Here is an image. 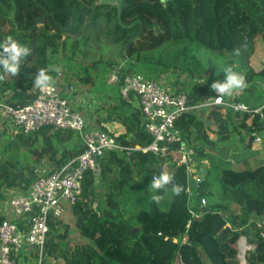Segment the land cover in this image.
<instances>
[{"label": "trees", "instance_id": "trees-1", "mask_svg": "<svg viewBox=\"0 0 264 264\" xmlns=\"http://www.w3.org/2000/svg\"><path fill=\"white\" fill-rule=\"evenodd\" d=\"M38 18L41 26H33ZM7 37L30 49L16 75L0 68V98L13 107L34 101L37 70L57 75L58 60L67 63L63 74L71 72L79 87L91 86L95 97L102 94L98 76L123 61L129 63V72L146 79L183 75L185 83L170 86L186 92L191 103L215 97L218 93L209 85L221 80L224 68L231 66L246 77L247 87L232 99L230 94L221 95L258 111L226 109L223 115L212 111L216 140H237L245 151L249 141L260 138L264 153V63L259 69L249 65L256 37L262 42L264 60V0H121L119 8L116 0H0V42ZM96 50L99 56L114 51L115 58L96 59ZM111 86H116V94L104 93L110 100L104 111H96L95 122L91 114L86 118L98 128L114 126L111 133L123 145H148L151 137L140 128L139 111L120 99L119 86ZM202 115V111L188 113L176 121L203 168L198 194L207 204L198 218L188 211L185 171L169 157L136 151L127 158L108 152L100 160L97 179L85 173L80 196L65 214L85 241L71 242L69 225L62 217L50 218L45 258L59 264H175L177 257L187 264H239L236 242L244 237L247 245H254L244 255L245 264H264V243L256 226L264 218V162L251 167L243 158L240 167H233L223 155L213 156L214 141L204 136ZM5 129L0 122V138L4 137L0 202L4 189L19 193L28 189L39 176L42 154L51 168H58L84 150L78 134L71 131L47 127L6 137ZM57 143L68 145L57 150ZM161 172L172 173V183L181 187L174 195L171 185L164 186L170 189L164 210L152 199L155 190L148 188L152 174ZM130 181L140 190L130 191L125 184ZM228 204L234 205V213H224ZM3 220L0 215V223Z\"/></svg>", "mask_w": 264, "mask_h": 264}, {"label": "built area", "instance_id": "built-area-1", "mask_svg": "<svg viewBox=\"0 0 264 264\" xmlns=\"http://www.w3.org/2000/svg\"><path fill=\"white\" fill-rule=\"evenodd\" d=\"M128 69L129 63L123 61L108 70L105 75L106 84L119 86L117 92L120 99L139 111L140 128L151 137V142L146 146L123 145L112 135L110 126L102 125L98 128L91 123L86 114H91L93 119L98 109V102L92 98L93 95L85 98L89 101L85 105L82 92L76 99L68 100L61 96L52 83L50 89L37 87L34 101L22 107H13L0 98V122L10 132L32 134L47 127L57 131H71L78 134L84 149L64 165L39 175L25 192L19 193L12 189L4 191V198L0 202V215L4 216L0 223V264H28L31 255L37 257L36 264L42 263L46 255L48 220L61 218L67 213V209L80 196L85 173L98 176L100 160L108 152L124 154L127 158L136 151L169 157L176 167H182L185 171L189 213L193 218L200 216L199 210L207 204L206 198L198 194L202 172L194 159L195 150L176 126L177 119L182 115L193 112L198 114L201 111L212 119V111L223 115L226 109L240 113L257 112L258 109L251 111L244 104L233 103L221 94L191 103L186 92L170 90L158 80L146 79ZM71 77L74 79L67 78L65 88L68 93H75L73 86L76 80ZM93 104L94 113L90 109ZM120 134L118 131L117 135ZM255 140L258 138H254ZM154 176L157 174H152L151 177ZM256 226L264 243V218L258 219ZM239 243L244 246L241 252L238 250ZM236 247L237 261L243 264L244 254L252 251L254 245H247L245 238L239 237ZM175 264L187 263L177 257Z\"/></svg>", "mask_w": 264, "mask_h": 264}, {"label": "rangeland", "instance_id": "rangeland-1", "mask_svg": "<svg viewBox=\"0 0 264 264\" xmlns=\"http://www.w3.org/2000/svg\"><path fill=\"white\" fill-rule=\"evenodd\" d=\"M41 25H37L36 27H40ZM100 55V52L96 50L95 52V58L99 59L101 58L102 60H106V59H112L114 60L115 58V52L114 51H105L104 55ZM56 57V56H55ZM59 58V57H58ZM88 60L90 61H96L94 58L89 57ZM58 66L55 67V71L56 73H58L57 75H61L64 78L58 77L60 79V82H62V84H66L67 83V78H72L71 75L72 73L70 72L67 75H64L62 70H64L67 65V63H62V60H58ZM264 60H263V45L262 42L260 40L259 37H256L254 39V52L250 58V67H252L253 69H259L261 68V66L263 65ZM122 64V63H120ZM119 64V65H120ZM75 72V71H74ZM106 71L102 74H100V76H98L97 81L101 83L100 85H98V88L101 90V93L103 95H105L104 93H107L108 95L111 94H116V86H111V85H107L106 84ZM53 76V75H52ZM68 76V77H67ZM168 79L166 80V78L161 77L158 81L164 85L166 88L168 89H173L171 88V82H174V87H176L177 85L181 84V83H185L186 79L184 78L183 75H181L180 77H175L173 78V75H168ZM56 77H54L53 79H55ZM74 79V78H72ZM104 83V84H102ZM177 84V85H176ZM55 86L57 87V90L60 91L61 89V85L55 84ZM63 87V86H62ZM89 87V88H87ZM92 87L91 86H82L79 87L75 84V86H73V92L68 93L66 88L63 87V95L62 97L67 98L68 100H74L77 98V95L80 94V92H82V96L83 99L85 101V105L89 103V101L87 99H85V97H88L89 95H93L92 98L96 101H98V110L100 108L99 111H101L103 109H105V105H107L108 103H110V100H103L104 103L102 106V103L100 102V99L98 100L95 95L92 92ZM78 90V91H77ZM174 90V89H173ZM240 90H233V93L229 95V99H232L234 95H236L237 93H239ZM92 93V94H91ZM219 94V93H218ZM99 95V94H98ZM112 101V100H111ZM71 105L74 106V102L71 101ZM84 105V106H85ZM95 105H90V109L91 112H95ZM200 122L202 123V127L204 130V136L207 137L209 140L214 141V147H213V156H219V154L223 155L225 157V160L229 163H233V167H240V162L241 160L244 158L248 164L251 167L256 166L258 163H262L264 162V153L261 150V145H262V141L260 138H258V140H253L252 142L249 141V148L247 150H243L240 148V145L238 143L237 140H233L227 143H221L218 142L216 140V135H215V131H216V124L214 121H212V119H210L208 117L207 113H204V115H202L201 117H199ZM6 133V137H12L15 136L17 133H12L10 132L8 129H5ZM75 134V133H74ZM1 135V134H0ZM115 137V136H114ZM116 139V138H115ZM117 140V139H116ZM3 141H4V137L0 138V149L3 147ZM71 144L75 143V141H71ZM248 143V139L245 138L244 139V144L246 145ZM68 145V143H57L55 145V147L57 148V150H62L63 148H66ZM26 151H28L30 154L32 153V150L30 149H26ZM4 152L0 150V158L3 156ZM33 155V153H32ZM240 155L239 159H236V156ZM242 156V157H241ZM40 162H41V166L36 170L37 175H43L45 172H47V170L51 169V165L52 163H50L47 160V156L46 153L42 154V157L40 158ZM205 165L207 166V163L205 162ZM53 166V165H52ZM165 169V167H164ZM201 172L203 173V168L200 169ZM126 187H129L130 191H139V185L134 184L133 182H128L125 183ZM168 189L163 187V191L161 192L162 195L160 196V198L157 200L159 206L164 210L167 207V203H168V199H169V194L170 192L167 191ZM5 191V189H4ZM235 212V207L232 204H228L224 207V213H234ZM61 221H63L64 223H67L69 225V231H68V238L70 239L71 242L74 243H82L85 240L82 239L79 235L77 230L73 227L72 222H71V217H69L68 215H65L62 217ZM245 255V254H244ZM37 262V257L34 255H31L30 260L28 261V264H36ZM61 263V261L59 260H53V259H43V262L41 264H59ZM245 263V261L243 262V264Z\"/></svg>", "mask_w": 264, "mask_h": 264}, {"label": "clouds", "instance_id": "clouds-1", "mask_svg": "<svg viewBox=\"0 0 264 264\" xmlns=\"http://www.w3.org/2000/svg\"><path fill=\"white\" fill-rule=\"evenodd\" d=\"M234 51L238 52L239 50L234 49ZM29 53L30 49L27 46L12 37H7L3 42H0V68L12 75H16L19 71L21 59L29 55ZM33 83L38 88L50 89L52 87V78L47 74L46 69L41 68L37 70ZM209 87L215 93L231 94L233 90L245 89L247 82L246 77L242 73L234 71L231 66H226L222 79L214 80ZM173 179V174L170 172H161L158 176L151 177L148 188L155 190L152 199L158 200L162 195L160 189L166 185H171L172 193L178 195L181 192V187L172 183Z\"/></svg>", "mask_w": 264, "mask_h": 264}, {"label": "crops", "instance_id": "crops-1", "mask_svg": "<svg viewBox=\"0 0 264 264\" xmlns=\"http://www.w3.org/2000/svg\"><path fill=\"white\" fill-rule=\"evenodd\" d=\"M54 77H56V78L53 79ZM58 77H60V79H61V78H64V79H65V77H62L61 75H53V76H51V78H52V83H53L54 85H55V84L61 85V88H62V86L65 87V84H62L63 81L60 82V79H59ZM87 88H89V87H87ZM62 89H63V88H62ZM96 97H97L98 100L100 99V102L102 103V106H103V103H104L103 100L106 99L105 97H103V94H101V95H100V94H99V95L97 94ZM85 98H86V97H85ZM107 100H109V99H107ZM97 102H98V101H97ZM97 110H98V109H97ZM99 110H100V108H99ZM95 118L97 119V113H96V116L94 115L93 119H95ZM103 118H104V115L102 116V119H103ZM93 119H92V120H93ZM103 125H108V126H110L111 129L114 128V126H111V125H109V124H103ZM118 131H119V130H117V131L115 132V134H118ZM52 168H54V167H52ZM98 176H99V175H98ZM98 176H96L95 178L97 179ZM96 183H97L96 185H98V186L100 185L99 181H96ZM167 191L169 192L170 189H168Z\"/></svg>", "mask_w": 264, "mask_h": 264}, {"label": "water", "instance_id": "water-1", "mask_svg": "<svg viewBox=\"0 0 264 264\" xmlns=\"http://www.w3.org/2000/svg\"><path fill=\"white\" fill-rule=\"evenodd\" d=\"M148 1H151V0H148ZM116 3H117V6H118V8H119L120 3H121V0H116ZM41 22H42V19H41V18H38V19L35 21V23L33 24V26L41 25ZM126 183H128V182H126ZM134 230H137V228L133 229V231H134ZM244 264H245V263H244Z\"/></svg>", "mask_w": 264, "mask_h": 264}, {"label": "bare ground", "instance_id": "bare-ground-1", "mask_svg": "<svg viewBox=\"0 0 264 264\" xmlns=\"http://www.w3.org/2000/svg\"><path fill=\"white\" fill-rule=\"evenodd\" d=\"M243 249H244L243 244L242 243H239V245H238L239 252L243 251Z\"/></svg>", "mask_w": 264, "mask_h": 264}]
</instances>
